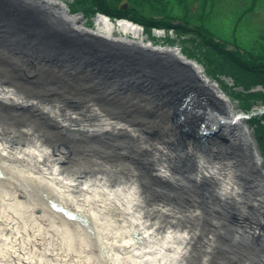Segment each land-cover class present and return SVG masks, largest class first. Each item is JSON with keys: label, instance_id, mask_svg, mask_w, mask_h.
Returning a JSON list of instances; mask_svg holds the SVG:
<instances>
[{"label": "bare ground", "instance_id": "bare-ground-1", "mask_svg": "<svg viewBox=\"0 0 264 264\" xmlns=\"http://www.w3.org/2000/svg\"><path fill=\"white\" fill-rule=\"evenodd\" d=\"M94 23L91 29L108 37H143L142 28L129 20L112 22L102 15ZM2 45L0 57L5 54ZM14 72L0 58V207L7 199L26 213L0 219V227L11 232L17 264H31L27 253L38 249L56 255L51 264H80L58 240L62 234L73 235L85 251L86 242L94 243L101 257L91 258L95 264H186L188 254L201 251L197 246L203 227L197 218L202 214L209 222L215 220L214 211L222 207L217 200L226 197L229 188L217 165L208 161L211 146L199 148L184 134L178 139L167 110L104 116L82 106L71 112L64 98L68 88L35 84V73ZM74 97L84 104L81 96ZM231 111L222 115L214 109L211 116L228 128L225 137L233 142L242 121L231 117ZM160 144H173L171 153L160 152ZM99 157L107 161L100 167ZM50 200L74 216L56 210ZM201 204L206 212L198 209ZM208 220L204 228L215 226ZM179 222L192 228H175ZM237 226L230 220L220 222L214 229H220L216 234L222 232V237L204 234L215 264L261 260L255 243L250 248L238 242L241 236H251V229ZM232 228L240 234L233 237ZM207 260L204 257L202 264Z\"/></svg>", "mask_w": 264, "mask_h": 264}, {"label": "water", "instance_id": "water-1", "mask_svg": "<svg viewBox=\"0 0 264 264\" xmlns=\"http://www.w3.org/2000/svg\"><path fill=\"white\" fill-rule=\"evenodd\" d=\"M102 15L110 19L103 13L97 17ZM84 21L85 16L72 13L64 0H0V43L5 53L0 58L18 75L35 73L39 78L35 84L68 88L70 94L64 98L71 112L89 106L104 116L160 110H167V116L168 110L176 109L173 119H187L180 129L182 137L199 148L212 147L208 161L217 165L216 171L229 187L226 197L217 201L226 213L238 215L235 225L243 231L251 229L257 254L264 261V158L245 122L248 113H229L242 121L237 139L229 141L228 128L211 116L214 109L222 115L231 111L227 96L180 49L108 37ZM42 75L49 81L40 82ZM77 94L83 105L76 102ZM50 203L66 216H74L58 202ZM199 207L207 211L204 204ZM214 212L215 220L205 217V223L225 218L220 211ZM240 232L232 228L231 235ZM248 238L241 236L238 242L246 245ZM261 260L249 261L264 264Z\"/></svg>", "mask_w": 264, "mask_h": 264}, {"label": "trees", "instance_id": "trees-1", "mask_svg": "<svg viewBox=\"0 0 264 264\" xmlns=\"http://www.w3.org/2000/svg\"><path fill=\"white\" fill-rule=\"evenodd\" d=\"M194 1L66 0V3L72 12L86 16L87 25H92L97 13H105L112 20L128 18L143 25L150 36L156 28L165 29V42H180L182 52L201 64L206 75L215 78L222 89L228 87L241 110L250 113L246 123L257 137L264 158V112L251 113L257 106H264V32L252 41L246 40L238 31L241 15L230 37L210 23L217 0H211L212 11L208 10L210 0H203L197 13L192 10ZM176 3L182 15L175 12ZM177 19L180 20L176 22ZM170 30L174 36L169 34ZM221 76L231 78L232 84H225Z\"/></svg>", "mask_w": 264, "mask_h": 264}, {"label": "rangeland", "instance_id": "rangeland-1", "mask_svg": "<svg viewBox=\"0 0 264 264\" xmlns=\"http://www.w3.org/2000/svg\"><path fill=\"white\" fill-rule=\"evenodd\" d=\"M209 5H208V10L212 11L210 8H212L211 6V0L209 1ZM203 4V0H195L193 5H192V10L194 11V13H197L198 11H196L197 9H199V7H201ZM174 10L176 13L182 15L183 11L180 7L179 4H175L174 5ZM214 14L212 15L211 18V25L215 26L219 31H223L226 35L232 37V33L234 32V28L235 25H237L238 22V18L243 15L242 18V22L240 23V27H238V31H240L239 33H242L241 35L246 36L245 39L252 41L254 38L260 36L263 32H264V0H217L216 6L214 7ZM216 15V17H215ZM97 17H93V22L92 25H90L91 27H96L95 26V19ZM180 19H177L176 22H178ZM84 23L86 24V21H84ZM159 30L156 29L153 31L152 36H148L149 41L153 44H159V45H163V46H167L169 45H175L177 47H181L180 42L179 43H167L164 41L163 34H159ZM174 31H171L169 34L171 36H174L175 33H173ZM116 34H118L117 31H115ZM129 36H134L131 33H126ZM154 37L156 39H154ZM176 37V36H175ZM145 41H146V36H145V31L143 29V37H142ZM178 42V39L177 41ZM194 62L195 59L190 57ZM200 66V65H199ZM201 67V66H200ZM210 79H212L209 76ZM222 81H224L225 84H232V80L229 77H220ZM215 79V78H214ZM221 87V86H220ZM222 88V87H221ZM223 93H225V96H227L228 101L230 106L232 107V111L231 113H236V112H241V108L238 106V103L236 101V99H234V97L232 95L229 94L228 92V87L226 88V90L222 89ZM262 109V106L259 105L257 106L256 110H253L254 112L256 111H260ZM176 109H171L168 110L167 112V117L170 123L173 124V129L175 130L178 139H180L182 137V131L181 129V124L183 122V120L186 122V118H182V121H177L175 119L172 118L173 114L175 113ZM71 124V123H69ZM76 124V123H74ZM87 124V123H86ZM184 124V123H183ZM77 125V124H76ZM75 125V126H76ZM74 126V125H72ZM91 127V126H90ZM249 130L252 131V128L249 127ZM150 132H152L150 130ZM149 132V133H150ZM253 133V131H252ZM140 135V134H139ZM254 135V133H253ZM255 136V135H254ZM160 146V152H165V153H171L169 151L170 147H173V144L170 146L168 144H163V145H158ZM175 146V144H174ZM260 149V148H259ZM262 153V152H261ZM161 159L162 156L160 155ZM107 161H105L104 158L99 157L98 158V166L100 167V165L105 164ZM164 168H167L168 170L172 171L169 163L164 162L163 164ZM264 166V165H263ZM159 168V166H158ZM160 169H162V167H160ZM229 191V190H228ZM227 191V192H228ZM3 193L0 192V197ZM19 207V209L22 210L21 206H15L11 205L10 202L6 199L3 201L2 207H0V219L5 220L4 218L6 217L9 218L10 216L14 217H22L25 216V212H23L21 214V212L19 210H16L15 208ZM218 208L217 211H220L225 218L222 220L221 224H224L225 222L228 223V221L230 220L232 223L235 222V220L237 221L238 219V215L236 213H226V211L222 208ZM198 209H200V211L203 212V209L198 207ZM225 212H224V211ZM18 211V212H17ZM15 212V213H14ZM171 217H163V219H170ZM198 224L203 227V233L198 234V240L201 239V243L198 244L197 247H199V250L201 249V251H199L198 254H196L194 256V252L188 254V257L186 258V264H202V260L204 259V257L208 258V260L206 261L205 264H215L214 262L216 261V258L213 257L212 253H208L206 251L207 249V244L205 243V236L204 234H206L207 236H211L214 237L216 239V237L218 238L219 236L222 237L223 234L222 232H220L219 235H217V231H219L220 229H214L215 226H218V222H213V225L215 226H211L208 225L206 228H204L205 225V218L204 215L200 214L199 218H197ZM197 224V223H196ZM234 224V223H233ZM187 224H184L183 222H179L177 223L176 226H174L175 228H179V229H185L187 230V228L191 229V226H187ZM187 226V227H186ZM217 228V227H216ZM249 230V229H248ZM10 231L8 230H3L0 227V264H17L18 262V256H16L13 252H12V248L13 245L10 242ZM253 239V235L249 236V238L247 239L246 245H248V247L252 248L254 245V241ZM58 240L60 242L65 243L66 245V251H68L69 258L72 257L76 260V262H79L80 264H95L93 262H91V258H97V256H99V252L96 251V246L94 243L92 242H86L89 243L88 245V249L89 251H85L83 250L82 246L80 245V242L76 240V238L69 234V235H60V238H58ZM204 241V242H203ZM207 241V240H206ZM191 242V241H190ZM192 244H195V241L191 242ZM203 245V246H202ZM69 246V247H68ZM202 246V247H201ZM255 247V246H254ZM27 255H29V257L31 258V264H51L52 262L55 261V257L56 255L51 254V251H46L44 249H38L37 251H28ZM100 257V256H99ZM101 259V257H100ZM103 260V259H102ZM101 260V262H102ZM243 264V263H242ZM247 264H252V263H248Z\"/></svg>", "mask_w": 264, "mask_h": 264}]
</instances>
